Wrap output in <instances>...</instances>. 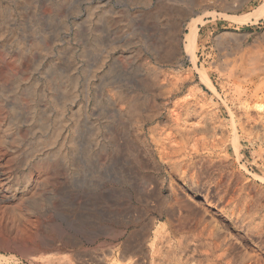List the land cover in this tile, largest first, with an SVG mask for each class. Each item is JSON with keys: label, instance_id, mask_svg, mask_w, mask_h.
I'll return each instance as SVG.
<instances>
[{"label": "rangeland", "instance_id": "1", "mask_svg": "<svg viewBox=\"0 0 264 264\" xmlns=\"http://www.w3.org/2000/svg\"><path fill=\"white\" fill-rule=\"evenodd\" d=\"M212 1L0 0V264H264L263 0Z\"/></svg>", "mask_w": 264, "mask_h": 264}, {"label": "bare ground", "instance_id": "2", "mask_svg": "<svg viewBox=\"0 0 264 264\" xmlns=\"http://www.w3.org/2000/svg\"><path fill=\"white\" fill-rule=\"evenodd\" d=\"M195 3H190L192 4L193 6H198L202 3H204L205 6H210L212 3L214 4V1L212 0H198L196 2V0H193ZM192 2V1H190ZM189 4V5H190ZM203 7V6H202ZM227 7V6H226ZM190 9V7H187ZM204 8V7H203ZM191 10V9H190ZM189 10V11H190ZM177 12V11H176ZM175 12V13H176ZM179 12V11H178ZM200 12V11H199ZM189 13V12H188ZM209 13H211V11H209ZM208 12L204 11V12H200V13H197L195 16L193 17H190L187 22H186V30L185 32L183 33V37H182V44H183V51L184 53L190 58V60H194L195 59V47H196V39H197V35H198V32H199V28L201 25H203L205 23V21H209V20H206V17H207V14H209ZM214 13V12H212ZM184 14V13H183ZM187 14V13H186ZM218 14H222L225 18H228L232 21H236L237 23H247V22H256L258 19L264 17V0L261 1L254 9H252V11L246 13V14H228V13H224V12H221V13H218ZM215 15V14H214ZM213 15V17H214ZM211 18L212 15H210ZM210 18V19H211ZM178 28V27H177ZM228 35V33H226ZM163 36V35H162ZM163 44V43H162ZM196 61V60H195ZM200 80L202 82H204L207 87L213 91H215V87L213 85V83L211 82V80L205 75L203 74L202 72H200V76H199ZM30 95V93H29ZM31 96V95H30ZM30 101L33 102V99L30 98ZM4 180V179H3ZM141 183V182H140ZM35 191V190H34ZM106 191V190H105ZM110 194V192H109ZM15 193H14V190L11 192L10 194V197L14 196ZM38 196V195H37ZM28 199V198H27ZM24 200L23 201V204H27V208L29 209L28 212H32L31 210L32 209H35V208H38V202L40 199L38 198H34L32 200ZM112 202V201H111ZM114 203V202H113ZM25 207V208H26ZM48 207V206H47ZM31 209V210H30ZM29 214V213H28ZM111 214V213H110ZM113 214V213H112ZM117 215V214H116ZM110 219V218H109ZM113 221V220H111ZM83 223V222H82ZM24 225V224H22ZM68 227L76 234V235H81L82 237L88 239L89 236L92 237L91 235H88V234H91L92 232L93 233H101L103 232V227H98V226H91L90 228H92L93 230L92 231H89V227H86L85 225L83 224H80L79 222H77L76 224H69ZM86 227V229L84 228ZM62 240L65 243H73V240L68 237V236H65L63 235L62 236ZM76 240V239H75ZM63 244V245H64ZM66 244V245H67ZM232 245L233 243L231 244H228L225 242V239L223 238L218 244H216L217 248L218 249H221L222 248V251L220 253V257H227L230 253H231V248H232ZM235 245V244H234ZM35 247L37 249L41 248L42 245L41 243L39 242H35ZM129 248V247H128ZM127 248V249H128ZM130 251V249H129ZM128 251V252H129ZM139 261V260H138ZM136 264V263H135ZM225 264H229V261H226Z\"/></svg>", "mask_w": 264, "mask_h": 264}]
</instances>
